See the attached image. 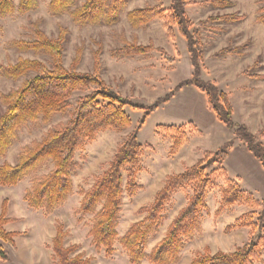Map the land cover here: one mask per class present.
I'll use <instances>...</instances> for the list:
<instances>
[{"label": "rangeland", "instance_id": "374dc122", "mask_svg": "<svg viewBox=\"0 0 264 264\" xmlns=\"http://www.w3.org/2000/svg\"><path fill=\"white\" fill-rule=\"evenodd\" d=\"M49 1L39 0L37 7L27 13L0 17V64H14L24 58L38 60L48 65L47 54L19 51L11 46V42L31 40L32 31L37 28L48 37H56L59 29L63 28L67 32L62 52L64 67H70L77 50L80 49L81 59L77 71L91 73L92 54L97 50V45H100L101 78L113 91L130 100L150 105L157 98L171 92L181 81L191 78L192 68L185 40L178 34L176 28L174 39L166 35L167 14L139 28L131 27L126 18L128 12L146 6L161 5L167 9L170 0H126L124 10L119 13L118 22L113 25H83L74 22L69 14H51L47 8ZM82 1L84 0H79L77 6ZM189 1L193 4L188 5L185 12L193 23L210 16H244L241 21H219L201 29L204 44V69L201 78L215 83L220 91L230 94L232 100L230 98L229 100L232 108L234 105L237 117L234 122L245 123L252 134L259 136L260 129L264 127V24L256 20L258 8L261 6L259 0H229L232 4L225 8H214L202 0ZM127 43L144 46L152 44L173 57L175 62L165 63L158 52L115 57L113 50ZM228 46L234 49L233 54L218 58L213 56ZM255 63L256 68L253 66ZM246 68L248 72L243 75ZM33 75L29 73L12 79L0 74V93L7 94L17 89L24 80ZM251 75L263 78H252ZM83 95V92L73 93L69 100L70 104L74 106ZM4 110L5 106L0 102V115ZM127 113L132 120L129 128L101 132L92 142L75 153L73 159L75 169L71 175L72 193L63 204L50 213H47L44 207L40 209L29 207L25 194L31 190L32 181L36 177L46 175L52 170L51 162L42 165L36 173L26 176L16 186H0V199L6 195L10 196L11 202L7 204V208H10V215L16 222L8 226L6 231L21 232L14 237V246L0 240V247L7 253V260L10 258L5 264H59L54 253L50 260L48 254L40 247V244H44L45 250H52V239L58 227L64 232L63 248L75 247L69 255L70 258L79 255L82 260H89L88 264H131L119 239L133 224L145 217L146 210L153 203L155 195L164 187L167 177L183 173L202 159L205 153H214L229 139L234 140V147L238 148L223 163L226 177L217 176L216 186L207 191V208L200 214L201 232L194 234L192 239H183L184 246L175 264H190L206 247L211 254L219 251L230 253L249 241L256 240L259 234L256 229L248 226L228 228L250 213L254 215L252 221L248 222H255L261 207L252 208L244 204L221 208L220 202L222 190L226 187V178L235 180L242 189L251 192L255 199L264 202V180L257 175L254 179L249 177L252 175L251 171L247 170L249 167H245L247 159L244 157L239 160L236 157L240 152L248 156L247 150L234 138L233 131L217 120L207 105L205 95L190 85L183 87L169 102L162 104L146 118L138 133V141L142 145L148 144L151 149H146L141 159L142 170L136 179L139 189L134 196L124 194L121 199L113 253L107 255L103 248L96 247L89 234L93 215L81 213L80 203L84 192H87L94 181L109 167L118 146L134 130L142 116L141 111L127 109ZM68 118V113L56 114L47 123L41 120L27 123L17 131V140L0 159V165L3 162L15 165L21 148L29 146L34 141H40L50 129L66 123ZM189 122L194 124L195 130L189 129L187 126ZM158 125L185 126L186 140L174 155L169 154L172 136L158 130L156 128ZM123 176L125 177V173ZM192 193L193 186L187 185L176 189L170 195L160 216L158 231L151 234L147 240L146 254L164 238L168 226L180 210L185 208ZM4 199L9 202L5 197L1 204ZM16 244H19L20 250L16 248ZM31 244H36L37 247L29 250ZM139 264L151 263L144 258ZM252 264H264V250L261 261H254Z\"/></svg>", "mask_w": 264, "mask_h": 264}, {"label": "trees", "instance_id": "16d2710c", "mask_svg": "<svg viewBox=\"0 0 264 264\" xmlns=\"http://www.w3.org/2000/svg\"><path fill=\"white\" fill-rule=\"evenodd\" d=\"M79 0H50L48 11L54 15L69 14L78 24L113 25L118 22L119 13L124 10L126 0H84L78 6ZM39 0H0V17L15 13H27L35 9ZM214 8H225L232 3L229 0H202ZM257 22L264 24V0H259ZM193 4L189 0H170L169 8L161 5L134 9L127 13L126 18L131 27L139 28L151 21L163 18L167 14L165 24L166 35L174 39L176 28L178 34L186 42V50L192 68L191 78L181 81L176 87L163 97L157 98L147 105L123 97L113 91L101 78L100 53L101 47L93 52V68L91 73L77 71L81 51L77 50L70 67L63 65L62 52L66 41V30L59 29L56 37H48L40 29L32 31L31 40H15L11 46L19 51H33L45 53L49 56V64L38 60L19 59L16 63L0 64V74L5 77L18 79L29 73L34 75L24 80L21 85L7 94L0 93V102L5 106L0 115V159L17 140V131L29 122L41 120L44 123L56 114L68 113V120L50 129L40 141H34L29 146L21 148L15 165L3 162L0 165V186L13 187L26 176L36 173L40 167L48 162L53 165L52 170L32 181L31 190L25 194V200L33 209L45 208L50 213L59 207L72 193L71 175L75 169L73 163L75 153L104 131H121L132 125L127 109L141 111L142 116L136 123L134 130L129 133L120 144L113 156L109 167L98 177L92 187L84 192L79 211L92 214L93 223L89 234L92 243L101 247L107 255L113 253V243L117 239L116 226L119 218L121 199L124 194L134 196L139 186L137 175L142 170L141 159L148 144L142 145L138 141V133L145 124L146 118L156 111L162 104L169 102L183 87L194 86L205 95L210 110L218 121L233 131L234 138L239 141L259 162L264 170V127L259 136L252 134L246 125L234 122L233 108L229 95L220 91L215 83L201 78L204 69V44L201 29L210 23L219 21H241L244 16L225 15L210 16L205 20L193 23L187 16L185 9ZM73 8V9H72ZM158 52L165 63L172 64L175 59L162 49L136 43H127L123 47L113 50L115 57H132L148 55ZM234 53L229 46L213 54L215 58ZM256 68V63L253 65ZM252 66V67H253ZM251 70V68H250ZM248 68L243 71L246 75ZM250 77L262 79V76ZM83 92L72 106L69 102L73 93ZM71 108V109H70ZM70 109V110H69ZM189 129L195 130L193 123L187 124ZM172 136V146L169 154L174 155L186 140L185 126L158 125ZM234 147V140H226L214 153H205L202 159L187 168L183 173L168 176L164 187L155 195L153 203L146 210L145 217L133 224L127 233L119 239V243L126 250L131 264H139L144 258L151 264H175L179 260V253L184 246V238L192 239L194 234L201 232L200 214L206 210L207 191L216 186V178L226 177L223 167ZM125 173V177L123 174ZM226 187L222 190L221 208L231 205H248L252 208L261 207L255 222H248L254 214H246L228 229L248 226L258 230L256 240L249 241L243 247L226 253L219 251L211 254L209 248L197 254L190 264H252L261 261L264 250V202H260L251 192L242 189L232 179L226 178ZM193 186L185 208L181 209L168 226L164 238L151 250L145 253L147 240L151 234L158 231L159 219L164 205L170 195L183 186ZM8 200L4 199L0 211V240L14 246V237L19 233L7 232L4 226L14 220L8 218ZM252 221V220H251ZM64 232L57 228L52 239V251L59 264H88L89 260H82L77 255L69 257L75 247L63 248ZM0 259L7 260V253L0 247Z\"/></svg>", "mask_w": 264, "mask_h": 264}, {"label": "crops", "instance_id": "0c3cea01", "mask_svg": "<svg viewBox=\"0 0 264 264\" xmlns=\"http://www.w3.org/2000/svg\"><path fill=\"white\" fill-rule=\"evenodd\" d=\"M229 98L231 99V97H230V94H229ZM232 100V99H231ZM232 118H233V120L235 119H237V117H236V113H235V109H234V105H233V114H232ZM238 123H240V121H237ZM240 124H245V123H240ZM264 126V125H263ZM247 128H249L248 126H247ZM250 130V129H249ZM251 131V130H250ZM253 133V132H252ZM239 143V142H238ZM262 143L264 144V138H262ZM240 144V143H239ZM236 148H238V147H234L233 149H232V151H231V153H230V155H229V157H228V159L230 158V156H231V154L233 153V151L236 149ZM245 150H247L246 148H245ZM247 155L248 156H246L244 153H237L236 154V157L237 158H239V160H241L242 158H246L247 159V163L245 164L246 166L245 167H249V168H247V170H250L251 171V175L252 176H249V177H251L252 179H254L255 178V176L257 175V177H259L260 179L262 178V180H264V176H263V173H264V170H263V168L261 167V165L259 164V162L251 155V153L247 150ZM239 156V157H238ZM227 159V160H228ZM241 162V161H240ZM241 165H244V164H241ZM253 173V174H252ZM242 180V179H241ZM8 198L9 199V202L8 203H10L11 202V199H10V196L9 195H6V196H4V197H2L1 199H0V211H1V201H2V199L3 198ZM8 218H10V219H12V218H14V217H11V215H10V208H8ZM13 220V219H12ZM15 221V220H14ZM11 222V223H8V224H6L5 225V230H6V228L8 227V226H10V225H12V224H15L16 222ZM17 233H19V234H21V232H19V231H17ZM36 244H31V246H30V248H29V250H31V248H35V247H37V245L35 246ZM41 246V249L43 250V252H45V253H47L48 254V258L51 260L53 257V252H52V250H50V249H46L45 250V247L43 246L44 244H40ZM16 246V248H18L19 250H20V248H19V244H16L15 245ZM48 246H51V244H48ZM25 249H27V251H28V248L26 247ZM33 254V253H32ZM10 259V258H9ZM9 259L7 260V261H1L0 260V262L1 263H8V261H9ZM36 262H37V259H36ZM45 262L47 263L48 261H47V259L45 260ZM39 263H41V260H40V262Z\"/></svg>", "mask_w": 264, "mask_h": 264}]
</instances>
